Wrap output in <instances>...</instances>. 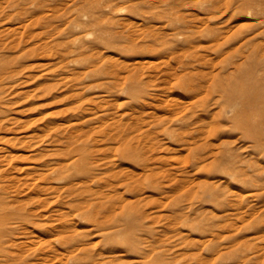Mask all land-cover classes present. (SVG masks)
Segmentation results:
<instances>
[{"label":"rangeland","instance_id":"374dc122","mask_svg":"<svg viewBox=\"0 0 264 264\" xmlns=\"http://www.w3.org/2000/svg\"><path fill=\"white\" fill-rule=\"evenodd\" d=\"M0 264H264V0H0Z\"/></svg>","mask_w":264,"mask_h":264}]
</instances>
